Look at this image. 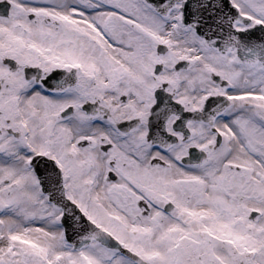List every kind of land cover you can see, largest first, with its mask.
Returning a JSON list of instances; mask_svg holds the SVG:
<instances>
[{"label": "snow or ice", "instance_id": "obj_1", "mask_svg": "<svg viewBox=\"0 0 264 264\" xmlns=\"http://www.w3.org/2000/svg\"><path fill=\"white\" fill-rule=\"evenodd\" d=\"M0 264H264V0H0Z\"/></svg>", "mask_w": 264, "mask_h": 264}]
</instances>
